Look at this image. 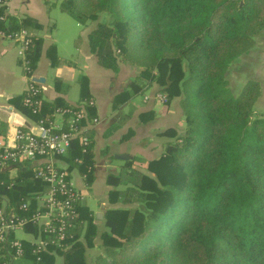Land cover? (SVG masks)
<instances>
[{
  "label": "trees",
  "instance_id": "trees-1",
  "mask_svg": "<svg viewBox=\"0 0 264 264\" xmlns=\"http://www.w3.org/2000/svg\"><path fill=\"white\" fill-rule=\"evenodd\" d=\"M62 9L82 26L96 22L88 41L101 67L117 73L121 57L143 69L138 81L155 82L170 101L181 98L186 128L183 135L173 128L160 134L167 142L162 154L147 162L148 173L133 168L134 161L143 162L135 158L108 175L110 207L101 225L78 203L77 226L65 248L52 246L38 261L27 241L26 255L11 264H56L58 257L63 264H88L87 251L97 243L103 252L94 264H264V116L254 115L261 84L249 80L235 87L231 79L232 67L264 31V0H66ZM31 27L42 26L32 19L0 21L1 30ZM42 44V37L32 34L27 66L22 61L28 78ZM48 57L59 63L55 46ZM80 83L81 103L91 102L88 77L81 76ZM32 85L40 91L37 105L26 103L35 98L28 91L11 103L33 121L52 119L59 108L76 111L81 104L45 101L40 85ZM132 86L115 96L114 109L144 87ZM86 107L88 123L97 114L95 106ZM155 115L142 113L141 122ZM62 160L69 172L78 169L93 183L91 140L84 144L77 138ZM48 189L30 164L0 171V208L30 218ZM26 203L30 209L22 211ZM27 227L37 233L32 224Z\"/></svg>",
  "mask_w": 264,
  "mask_h": 264
},
{
  "label": "crops",
  "instance_id": "crops-1",
  "mask_svg": "<svg viewBox=\"0 0 264 264\" xmlns=\"http://www.w3.org/2000/svg\"><path fill=\"white\" fill-rule=\"evenodd\" d=\"M11 13L18 22H23L25 21L24 19H32L40 24L42 26L40 30L31 27L30 32L33 35L42 37L43 44L35 72L32 78H28L25 75L22 58L19 54V44L8 40H0V135L4 137L13 135L17 129L22 128V125L28 126L33 121L11 103L13 98L21 96L28 91L32 83L40 85L43 100L53 101L57 98H62L68 103L76 105L81 103L80 77L87 76L89 79V93L94 99L92 100L95 101L96 118L100 122L96 126L90 127L89 130L93 132L91 136L90 133L88 134V137L93 142L95 181L90 185L85 181V188L80 190L87 192V195H89L85 200L94 198L98 203V209L94 210L95 215L103 214L110 207V204L106 201L107 196L100 197L97 194H99V190L103 189H106L104 191L107 194L106 178L108 173L117 174L121 166L126 162L121 161L118 157L131 155L143 160V162H148L150 159H156L162 154L161 152L158 156L157 151L156 155H152V146L150 145L154 128H149L152 137L148 139V143L138 137L149 125H140L139 121L135 119L137 114L143 111V106L139 104L137 98L118 109H114L113 101L115 96L122 90L124 91V81L121 87L116 88L118 77L123 74L124 70L122 68L121 72L115 73L98 64L97 57L90 52L88 28L77 21L76 28L70 35L71 43L69 44V41H61L58 37L57 32L60 31L59 22L53 18L51 20L46 9L38 8L33 0H13ZM76 35H78V38H76ZM79 38L81 41L78 43ZM73 40L75 46L72 50ZM52 46L56 47L59 59V63L56 65L52 64L48 57V51ZM21 69L23 75L21 74ZM236 70V73L244 82L256 79L260 84H264V31L257 38L254 49L248 55H244L241 62L236 65ZM57 84H61V89L57 87ZM175 100H169V104L167 103L169 107H166L169 111L171 110V103ZM160 106L154 102L147 109L156 111L157 109H165ZM132 109L136 110L135 115L132 118L127 117L125 120H121L131 111L133 113ZM168 110L165 115H160L157 112L159 116L155 119V122L160 124L159 127H156L158 131L155 138L162 147L166 144L167 138L160 136V134L164 132L165 128H168L169 122L167 121H171L173 116L168 114ZM116 123L121 126L115 132L109 133L110 127ZM130 129L134 130L135 134L131 139H125ZM147 147L148 150L146 151ZM143 152L148 155L143 154ZM62 162L65 163V166L69 165L63 160ZM140 162L137 160V164ZM96 219L98 220L97 224L101 225L103 218L96 217ZM22 233L24 235L23 239H31L32 233L30 231L26 230L25 233ZM91 250L98 251L99 254L103 252L99 243L93 249H89L87 251L88 264H94L93 260L89 261V251ZM58 264H63V261Z\"/></svg>",
  "mask_w": 264,
  "mask_h": 264
},
{
  "label": "built area",
  "instance_id": "built-area-1",
  "mask_svg": "<svg viewBox=\"0 0 264 264\" xmlns=\"http://www.w3.org/2000/svg\"><path fill=\"white\" fill-rule=\"evenodd\" d=\"M13 0H0V21L8 23L14 18L11 13ZM21 23V22H20ZM31 32L28 29L10 31L0 29V40L19 44L20 56L27 66V50L31 46ZM28 92L35 96L28 99V106L37 105L39 89L31 85ZM95 106L94 101L83 102L78 109L56 110L52 119L43 118L22 125L16 133L7 137L0 135V171L10 169L15 172L25 164L33 168L35 179L46 183L48 191L37 198V209L30 218L20 216L11 210L7 213L6 205L0 208V264H11L26 255L24 242L34 246L32 254L41 261V255L50 252L52 246L65 248L69 232L76 228L79 219L77 205L80 203L78 192L71 185L68 168L59 166V160L66 156L77 138L84 144L90 142L87 136L89 128L98 123L93 118L88 123L87 105ZM30 203L21 207L29 211ZM33 225L37 233L31 239L16 238V232H26L28 225ZM41 230H40V228ZM13 235V237H11ZM5 260V261H4ZM3 261V262H1Z\"/></svg>",
  "mask_w": 264,
  "mask_h": 264
},
{
  "label": "rangeland",
  "instance_id": "rangeland-1",
  "mask_svg": "<svg viewBox=\"0 0 264 264\" xmlns=\"http://www.w3.org/2000/svg\"><path fill=\"white\" fill-rule=\"evenodd\" d=\"M33 1L36 3L38 8L46 9V11L48 13V16L50 17L51 20L53 18L55 21L59 22L60 31L57 32L58 33V37L60 38L61 41H65V40L69 41V44H70L71 43L70 35L72 34L74 29L76 28L77 20L72 18L70 15H68L67 13H65L63 11V9H62L63 8V3H65L66 0H33ZM24 20H26V19H24ZM95 24H96V22H91V21L86 23V25L84 27L88 28L87 29L88 30V34L93 29ZM29 31H30V29H29ZM50 34H51V32H50ZM76 38H78V35H76ZM74 40L72 42V50H73V47L75 46L74 45ZM255 45H256V43H255ZM68 47H69V45H68ZM242 57H241V59H242ZM119 59L121 61L120 62V67H121L120 68V72H121L122 68H123L124 71L122 72L123 74L120 77H118L119 79L117 81L116 88L117 87L119 88V86L121 87L123 81L125 82L124 90H126L128 88L134 89V87L132 85H135V86L143 85L144 86L142 88L141 92H139L138 95L134 98V99L137 98V100L139 101V104H141L143 106V109H142L143 111H141L140 114L145 113V112H149V111H154L156 115H155L154 119L149 120L148 122H145V123L143 122L142 123L141 119H140V114L139 113H138L139 115L137 114L135 119H137L139 121L140 125H143V126L149 125V126H147L145 128L143 133L139 134L138 137L142 138V140H146V142L148 143V139L150 137H152L150 135L149 128H151V127L154 128L153 138H152V142H151L150 146H152V155H156L155 153L158 151L157 155L159 156L161 154V152L163 151L164 147H162V145H160L158 140L155 138V135H157L156 132L158 131V129L156 127L157 126L159 127V125H160L159 123L155 122V119L159 116V114L160 115L161 114L165 115V113L168 110L167 107H169V105H167V103L169 104V99L167 98L166 95L160 94V88L155 82H153L152 84H148V81H146V79H145V81H138L137 78L140 75V71L143 70V69H140L139 67H137L136 65H132L131 63L123 62L121 60V57H119ZM240 62H241V60H240ZM236 65H234L232 67V69H231L232 84L235 87L236 86L237 87L238 86H244L248 81L244 82V80L239 77V75L236 73L237 72ZM238 72H239V70H238ZM21 74L23 75L22 69H21ZM250 80H256V79H250ZM242 82H244V83H242ZM134 99H132V100H134ZM154 102L158 103V105H161L165 109H163V110L162 109H157V111L156 110L147 109V107L150 104L153 105ZM180 102H181V98H178L174 102L171 103V107H170L171 110L170 111L168 110V114L169 115H173V116L171 118V121H167V122H169V125H168L167 129L173 128V129H175L178 132L179 135H183L184 132H185V128H186V121H185L186 119H185V116H184V113H183V109L181 107ZM94 104H95V101H94ZM132 110H133V113L131 111V113L126 114L130 118H132L135 115V113H136V110H134V109H132ZM254 115L255 116H260V115L264 116V84L260 85V95H259V97H258V99H257V101L255 102V105H254ZM88 117H89V115H88ZM91 120L92 119H90L89 121H91ZM121 120H123V118H121ZM99 122H100V120H98V123ZM97 124L92 125V126L94 127ZM167 129L165 128L164 131H166ZM130 131H133V134L131 135V137L129 139H131L134 136V134H135L134 130L130 129ZM129 133H128V135H129ZM145 150L147 151L148 147ZM143 154L148 155V154H146L144 152H143ZM124 156L129 157L128 161H134V159L137 158V157H133L131 155H129V156L128 155H124ZM118 158H120V156ZM121 161H123V160H121ZM128 161H126V162H128ZM59 162H61V163H59L60 167L65 168V169L68 168L70 183H71V185H73L74 189L78 192V194L80 196V200H81L80 201L81 205L90 208L93 212H94V210L96 211L98 209V206H99L98 203L96 202V200L94 198H88V200H85V198L88 197L89 195H87V192H85V191L83 192V191L80 190L81 188L82 189L85 188V181L87 183V180H86L87 178L83 177V176H80L81 173L79 172L78 169H73L72 171L69 172V167H68L69 165L65 166V163L62 162V159L59 160ZM147 167H148L147 166V162H140L139 164H137V160H136L133 163V168L135 170H138V171H141V172H144V173H146V172L148 173V171H147L148 168ZM108 175H109V173H108ZM108 175H107V178H108ZM94 177H95V172H94ZM81 178H83L85 180L83 181ZM107 178H106V180H107ZM94 181H95V179H94ZM94 181H93V183H94ZM109 189H110V187L107 186V193H108ZM104 190H106V189H103L101 191L99 190L100 192L98 191L99 194H97V196H99V195H100V197L107 196L106 201L108 202V197L109 196H108V194H105ZM118 206H120V205L118 204ZM103 214H104V212H103ZM103 214H101V215L103 216ZM94 215H95V212H94ZM95 217L98 218V215H95ZM97 221L98 220L96 219V223H97ZM40 230H41V228H40ZM15 236H16V238H19V239H23L24 238L23 233L19 232V231L15 233ZM97 255H99L98 251H94V250L89 251V261L94 260ZM56 261H57V264L61 263L62 262V258L58 257V259H56Z\"/></svg>",
  "mask_w": 264,
  "mask_h": 264
},
{
  "label": "water",
  "instance_id": "water-1",
  "mask_svg": "<svg viewBox=\"0 0 264 264\" xmlns=\"http://www.w3.org/2000/svg\"><path fill=\"white\" fill-rule=\"evenodd\" d=\"M119 159L120 160H123V161H128L129 160V157H127V156H120ZM98 218L102 219L103 216L101 214H98Z\"/></svg>",
  "mask_w": 264,
  "mask_h": 264
}]
</instances>
